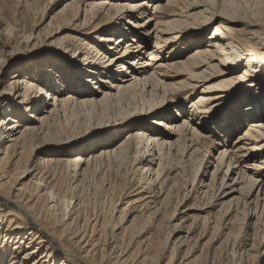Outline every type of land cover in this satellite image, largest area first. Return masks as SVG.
I'll return each mask as SVG.
<instances>
[{
    "label": "rangeland",
    "instance_id": "374dc122",
    "mask_svg": "<svg viewBox=\"0 0 264 264\" xmlns=\"http://www.w3.org/2000/svg\"><path fill=\"white\" fill-rule=\"evenodd\" d=\"M263 1L208 0L210 4L216 3L219 6L227 2L229 14L233 20L238 21L234 25L238 30L248 29L249 22L260 23L258 27L251 29L263 34L264 37ZM71 2L72 0H0V129L4 130L11 121L17 122L22 126L17 130L19 134L16 136H19L25 126L39 127V123L29 116L41 113L43 108L40 103H45L44 106L48 104L41 97L39 98L40 111L24 112L22 106L19 105L23 92L22 86L15 94L10 92L9 83L12 75L16 77L11 80L13 82H19L25 78L42 87L43 91L47 90L50 93L58 91L62 97L72 95L74 99V102L60 109L59 117L57 115L51 119L53 121L46 122L50 125H44L45 132L41 135L22 136L24 144L19 167L24 166L34 156L35 160L50 156L70 161L74 156L81 154L83 158L88 159L94 153L115 149L123 144L115 154L111 153L96 161L90 160L84 177L74 176V171H72L74 167L71 163L67 166H53L45 163L42 171L44 177L52 174L54 190L51 197L47 196L49 197L47 203H42V206H46L54 222L53 226L60 229L61 224L69 223L73 216H77L76 226L79 231H85L86 235L90 236L88 239L98 242L97 261L101 258L103 250L108 255L104 258L107 261L114 258L118 252L121 253L125 259L124 264H186L189 261V264H264V214L261 216L264 201L261 202L260 209L256 212V205H253L251 209L245 208L249 190L245 194L234 193L232 197L226 199L225 194H230L229 188L221 186L229 169L227 165L218 174L216 185L214 180L224 143L235 142L240 135H243L248 125H243L234 133V137L225 140L214 133L208 134V132L199 130L208 137L207 139L202 138L200 142L199 146L203 150L191 159L184 157L182 149L178 147L174 149L173 154L166 155L163 161L165 169L162 177L169 179V186L166 188L168 191L164 196H159L155 200L140 202L139 196H136L134 191L137 189L139 191L140 187H148L146 186L147 176L141 169L148 165L151 158L146 157L148 153L146 148H143V142L137 141L131 146V144L125 145L124 141H128L129 133L134 135L140 130L158 129L157 126H150L149 123L151 120L159 121L162 117L156 116L146 107L148 100L156 103L158 99L151 100L150 96L141 90L128 93L121 91L119 94L118 91H114V94L117 93L118 96L110 99L109 103H80L81 92H86L85 95L88 94L87 92L95 93L97 98H103V94L97 89L102 92L108 91L109 85L105 83L114 82L112 81L114 73L98 76L100 80L95 84L96 79L92 81L84 72L82 54H78L73 49L77 48V39L80 37L74 29V24L77 22L70 21L75 9L71 8L64 14H60L61 10ZM165 2L166 0L159 1L158 4L164 6ZM146 16L152 17V12L141 17L138 23H144L147 20ZM83 18L82 13L80 19L83 20ZM153 20L150 29L156 28L157 22L162 25L167 21L161 15H154ZM108 21L99 25L105 29L101 35H106L117 28L111 23L112 21ZM120 23H125L126 28H133L131 24L136 22L132 18H124L119 21ZM211 27L212 25L207 26L201 33L204 40L213 34ZM84 31L81 30L80 34L85 33ZM189 36H192L191 33H186L180 40L171 43L169 50L163 55L170 56L171 49L175 48L172 51L173 54L182 53L176 58L185 57L186 51L194 47V43H189L187 40ZM117 37L115 36L114 41L109 43L107 48L116 47ZM181 40H186L190 45H186ZM148 43L154 45L153 36L148 38ZM88 44L94 45L92 36ZM90 51L92 55L96 54L93 49ZM147 58L143 54L141 61H146ZM133 59L135 58L130 57L128 61L132 62ZM247 64L243 63L240 74L244 75ZM116 65L109 68V71L118 70ZM251 70L253 71L248 73L250 80L247 83H253L250 76L256 73H260L259 75L264 80V71L257 67ZM171 76L174 74L171 73ZM183 77V75L178 76L170 82H184L186 77ZM86 79H88L87 82ZM243 88L244 86L234 89L235 94L230 92L231 95H235L233 99L216 103H220L219 107L215 106V103L210 105L216 109L212 123L208 122L210 118L206 122L210 131L217 132L215 129L221 127L222 124L224 126L233 117L235 118L236 114L233 115L232 111L236 108L240 113L243 111L245 114L244 104L247 99L240 95L252 96L254 92L242 93ZM197 96L198 93L189 94V97L183 101V105H186H184L185 110L188 111V107ZM168 97L166 96L163 101L165 107L173 104L168 103L170 101L166 102V99H170ZM178 98L181 102L184 95ZM176 107V105H171L169 114L183 120L179 115L181 112H178L176 110L178 107ZM157 114L162 116L163 110ZM43 144H47L46 148L41 149ZM2 148L0 146V150ZM158 151H155L156 164L151 166L153 171L157 170L160 164ZM261 158L264 160V154H261ZM141 159L143 160L140 162ZM233 170L230 171L228 181L232 177ZM19 173L20 171L17 176ZM31 177L32 174L28 178ZM3 194L4 192H0V210L4 214L3 217H6L3 220L4 225L8 223L10 216L6 213L16 215V212L4 204ZM235 197L236 201L230 202ZM60 200L66 202L65 207L60 204ZM224 202L225 204L228 202L229 205H225ZM69 228H72V225ZM23 230L22 233L25 234L37 231L29 221L23 222ZM3 238L0 234V250L3 248ZM115 238L117 239L116 248L110 252L111 242L115 241ZM180 242L185 243L182 248L178 247ZM9 244H7L9 248L6 254L15 245L14 242ZM66 244L70 246L71 242H66ZM56 254L54 264H61V260L65 258L59 252ZM38 256L40 253L37 254ZM8 261L10 259L6 256L5 263Z\"/></svg>",
    "mask_w": 264,
    "mask_h": 264
},
{
    "label": "bare ground",
    "instance_id": "6f19581e",
    "mask_svg": "<svg viewBox=\"0 0 264 264\" xmlns=\"http://www.w3.org/2000/svg\"><path fill=\"white\" fill-rule=\"evenodd\" d=\"M159 1L163 0H155L154 2L152 0H72L61 10L60 14H64L71 8L75 9L70 21L77 22L74 24V29L80 37L77 39V48L73 49L78 54H82L84 72L92 81L96 79L95 84L100 80H98V76L114 73L112 75L114 82H104L109 85L108 91L102 92L97 89L103 94V98H97L95 93L89 94L87 92L88 94L85 95L86 92H81L79 95L80 103H109L110 99L116 98L121 91L128 93L140 90L150 96L151 100L158 99L156 103L148 100L146 106L156 116L162 117L159 121L151 120L149 123L150 126H157L158 129L148 128L140 130L134 135L129 133L127 143L124 141L125 145L131 144V146L137 141L143 142V148H146L148 153L146 157L151 158L148 165L141 169L147 176L146 186L148 187H140L139 191L134 189L140 202L155 200L159 196H164L168 191L166 188L169 186V179L162 177L165 169L163 161L166 155L174 153L176 147L182 149L184 157L191 159L203 150L199 146L202 138H208L201 132L214 133V135L216 134L225 140L231 139L243 125H248L243 135H240L235 142L224 143V149L220 151L214 180L216 185L218 174L227 165L229 169L221 186L222 188H229L230 194H225L226 199L232 197L234 193L242 192L245 194L249 190L247 191L248 198L245 208L251 209L253 205H256L257 212L261 202L264 201V160L261 158V154H264V80L259 75L260 73H256L250 78L253 83L258 84L247 82L250 80L248 73L253 71L251 69L254 67L264 71V37L263 34L251 29L258 27L260 23L248 21V29L244 28L245 30L242 31L236 29L234 25L238 21L233 20L229 14L227 2H223L219 6L216 3L210 4L208 0H166L165 5L162 6L158 4ZM150 10L152 17L146 16L147 20L144 23H138L141 17L147 13L148 15L151 14ZM82 13L84 14L83 20L80 19ZM154 15H161L167 21L163 22L162 25L157 22L156 28L150 29ZM124 18L135 20L136 23L131 24L134 29L126 28L125 23L119 24V21ZM106 20L112 21L111 23L119 28L112 29L113 31L106 35H101L105 29L99 25H102V22ZM211 25L213 34L204 40L201 33L207 26ZM135 26L139 28L136 29ZM81 30H85V33L80 34ZM186 33H191L193 36V38L189 36L187 39L189 43H194L193 49L187 50L186 56L183 58H176L182 53L173 54L172 51L175 48L171 49L170 56H164L163 53L169 50L171 43L177 42ZM91 36L93 46L88 44ZM115 36H118L115 39L116 47L107 48L109 43L114 41ZM152 36L154 37V45H149L148 38ZM181 41H184L186 45L189 44L186 40ZM91 49L96 52L95 55H92ZM143 54L146 55V58L148 57L146 61H141ZM130 57L135 59L129 62ZM243 63H248L244 75L240 74ZM115 64H117L118 70L109 71V68ZM171 73L174 76H171ZM182 75L183 78L186 77V81L170 82V80ZM15 78L13 75L10 77L11 80ZM11 80L9 85L12 94H15L17 89L22 86L23 92L19 105L22 106L24 112L29 110L38 112L40 105L43 109L40 114L29 116L39 123V127L25 126L19 136H16L19 134L17 130L22 126L17 122L11 121L4 130L0 129V143H2L0 146L3 147L0 150V155H2L0 156V192H4V204L16 212V215L10 212L6 213L12 217L9 216L8 223L3 225V220L6 217H3L4 214L0 210V234L4 237L2 239L3 248L0 250V264H54L57 252L65 258L61 260V264H124L125 259L121 253H115L117 255L107 261L104 258L105 256L107 258L108 255L103 250L101 260L97 261L98 242L88 239L90 236H87L85 231H79L76 226L77 216H73L69 223L58 225L60 229H57L53 226L54 222H52L46 206H42V203H47V199L51 197L54 190L52 174L44 177L42 170L45 163L53 166H67L71 163L74 167L72 170L74 176L84 177L90 160L96 161L109 156L111 153L115 154L122 148L123 144L115 149L94 153L88 159L78 154L70 161L63 158L55 159L50 156L42 160H35L33 155L34 157H31L20 168L19 161L23 154H21V150L24 144L21 139L22 136L26 134L32 137L41 135L45 132L44 125H50L46 122L54 119L57 115L59 117L60 109L74 102V99L72 95L62 97L58 91L55 93L43 91L42 87L25 78L19 82ZM241 86H244L241 89L242 93L251 94L254 92L252 96L240 95V97L247 99L244 104L246 106L245 114L243 111L240 113L236 108V113L232 111L233 115L236 114L234 115L235 118L233 117L224 126L222 124L221 127L215 129L217 132L210 131L206 122L210 118L208 121L210 123L216 115L215 107H210V105L215 103V106L219 107L223 101L233 99L235 95H231L230 92L235 94L234 89ZM161 90L162 93H160ZM114 91H118V94H114ZM194 93H198V96L191 102L187 111L183 101L189 97V94ZM182 95L185 99L183 98L180 102L178 97ZM166 96L170 97V99H166V102L170 101L168 103L173 104H168L165 107L163 101ZM41 97L42 100L44 98V102H48V104L46 103L47 106H44L45 103L39 105V98ZM219 101L220 103L216 104ZM171 105L178 107L176 110L181 112L179 115L183 120L169 114ZM160 110H163L162 116L157 114ZM177 136H179L178 139ZM46 145L43 144L40 148H46ZM157 150L160 153V164L158 169L153 171L151 166L156 164L155 151ZM232 169H234L233 174L228 181ZM31 174L32 177L28 178ZM38 176L39 178H37ZM240 185L243 186L238 188L237 186ZM235 199L237 198H232L230 202L236 201ZM61 200L60 204L65 207L66 202ZM48 201L50 203V200ZM263 214L264 209L261 216ZM25 221H29L37 231L28 234L22 233L24 231L23 222ZM70 225L72 228H69ZM116 240L115 238V241L111 242L110 252L116 248ZM12 242L15 245L6 254L9 248L7 244ZM66 242H71L70 246ZM184 244V242H180L178 247L182 248ZM4 248L5 250H3ZM39 253L40 256L37 257ZM6 256L10 259L7 263H5ZM189 263L190 261L186 264Z\"/></svg>",
    "mask_w": 264,
    "mask_h": 264
}]
</instances>
